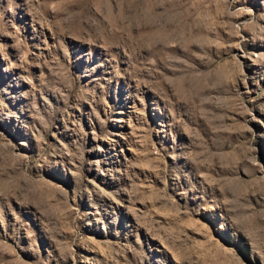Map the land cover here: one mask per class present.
<instances>
[{
  "label": "rangeland",
  "instance_id": "374dc122",
  "mask_svg": "<svg viewBox=\"0 0 264 264\" xmlns=\"http://www.w3.org/2000/svg\"><path fill=\"white\" fill-rule=\"evenodd\" d=\"M0 264H264V0H0Z\"/></svg>",
  "mask_w": 264,
  "mask_h": 264
}]
</instances>
